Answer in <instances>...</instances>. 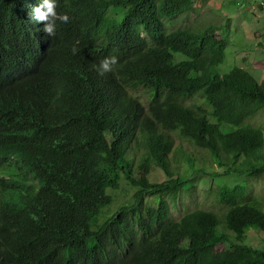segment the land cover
I'll return each instance as SVG.
<instances>
[{
  "label": "trees",
  "instance_id": "obj_1",
  "mask_svg": "<svg viewBox=\"0 0 264 264\" xmlns=\"http://www.w3.org/2000/svg\"><path fill=\"white\" fill-rule=\"evenodd\" d=\"M39 2L0 0V46L9 47L0 59L9 114L1 109L0 264H264V249L248 243L250 230L264 232L250 182L220 186L222 214H171L190 180L172 160L193 174L264 177V125L251 123L264 111V79L241 67L215 72L228 24L166 33V20L194 12L195 0H57L68 21L50 37L30 18ZM111 55L117 64L101 75L96 66ZM185 142L208 150L214 166ZM154 170L162 181H151ZM122 175L133 202L93 228ZM148 196L160 198L148 205Z\"/></svg>",
  "mask_w": 264,
  "mask_h": 264
},
{
  "label": "rangeland",
  "instance_id": "obj_2",
  "mask_svg": "<svg viewBox=\"0 0 264 264\" xmlns=\"http://www.w3.org/2000/svg\"><path fill=\"white\" fill-rule=\"evenodd\" d=\"M197 1L196 10L191 13L182 14L173 19L166 20L165 32L178 28L191 27L200 30L209 24L226 25L228 29L218 34L220 40L228 43L226 61L217 67L216 74L225 75L235 66L244 67L251 72L258 81L264 79V7L261 6L264 0H195ZM224 28V27H223ZM133 94L140 98L146 105L149 104L148 93L145 90L133 91ZM205 108L209 109L203 101H199ZM188 104V103H187ZM210 110V109H209ZM254 125H264V111L253 121ZM247 124V123H246ZM263 127V126H262ZM184 146L195 152L196 158L205 159L209 165L210 152L205 149L196 148L185 142ZM135 155L134 151L128 154V157ZM140 155L134 156V164L138 163ZM182 160V159H180ZM205 163V164H207ZM180 170L176 171L189 176L190 181L187 188H183L178 201L171 200L172 216L175 219L180 218L186 211L193 208H206L215 211H222L224 207L217 201L216 192L224 184L234 185L238 182H250L251 195L258 199L264 209V177L250 178L247 175L236 176V174L224 175L221 177L213 176L204 172L192 173L187 164L180 162ZM172 166L174 161L172 160ZM185 166V167H184ZM214 166V165H213ZM196 165L195 169H198ZM218 167H214L216 170ZM201 169V168H200ZM151 181L163 180V174L160 170H154L150 174ZM121 184L118 189H109L108 193L113 196L112 203L101 209L96 217L98 223L93 222V228L106 221L122 204L130 202L134 187L125 181L122 175ZM221 186V187H220ZM160 196H148L147 202L154 204ZM104 212V213H103ZM103 213V214H102ZM264 241V232L251 230L248 233V243L262 248ZM223 247V246H221Z\"/></svg>",
  "mask_w": 264,
  "mask_h": 264
},
{
  "label": "clouds",
  "instance_id": "obj_3",
  "mask_svg": "<svg viewBox=\"0 0 264 264\" xmlns=\"http://www.w3.org/2000/svg\"><path fill=\"white\" fill-rule=\"evenodd\" d=\"M261 6L262 7H264V3H262L261 4ZM30 18H31V20L33 21V22H35V23H40V22H44L43 23V31L48 35V36H50V37H53V36H55V34H56V29H57V22L59 21V22H61V23H66L67 21H68V15H67V13H58L57 12V0H40V2H39V4L37 5V6H35V7H33L32 9H31V12H30ZM226 29H228V26H227V28ZM225 28H224V30L222 29L220 32H224L225 30H226ZM219 32V33H220ZM218 33V34H219ZM219 39V38H218ZM220 40V39H219ZM42 41V40H41ZM221 41H225V40H221ZM227 46H228V43L226 42V49H227ZM8 48L9 47H7V48H5V49H3L1 46H0V59L1 60H6L7 59V51H8ZM73 51H75V49H73ZM117 64V57L115 56V55H111V56H107V57H105L104 59H102L101 61H100V63H99V65L98 66H96V68H97V71L101 74V75H103L104 73H107V72H110V71H112L113 70V66H115ZM235 67H241V66H235ZM241 68H243V69H245L244 67H241ZM246 70V69H245ZM248 71V70H247ZM251 73V72H250ZM1 109H3V108H1L0 107V112H1ZM4 110V109H3ZM5 111V110H4ZM6 112V111H5ZM7 113V112H6ZM8 114V113H7ZM9 115V114H8ZM3 123H4V120H3V118H2V116H1V113H0V134H1V130H2V125H3ZM129 158H132V157H129ZM140 158V157H139ZM138 162H139V160H138ZM181 161H176V162H174V170H175V172L178 174V173H180L182 176H184V178H186V177H189V176H186V175H183V173H181V172H177L176 171V168L178 167L177 165H179L180 166V163ZM182 162H184V161H182ZM185 163V162H184ZM138 164V163H137ZM137 164H134V165H137ZM2 167V166H1ZM0 167V168H1ZM185 167V166H184ZM186 167H189L188 165L186 166ZM179 168V167H178ZM181 168H179V170H180ZM209 174V173H208ZM212 175V174H211ZM190 178V177H189ZM125 181H127L126 179H125ZM160 181H162V180H160ZM190 181V180H189ZM121 182L122 181H120V184H121ZM128 182V181H127ZM130 186L133 188V186L130 184ZM230 186H232V185H230ZM120 187V186H119ZM118 187V188H119ZM118 188H116V189H118ZM135 188V187H134ZM185 188H187V186L185 187ZM109 189H111V188H109ZM108 189V190H109ZM112 189H115V188H112ZM115 189V190H116ZM108 190H107V192H108ZM183 190V189H182ZM181 190V191H182ZM134 192H135V189H134V191H133V194H132V199L134 198ZM218 192V191H217ZM217 192H216V194H217ZM181 193V192H180ZM109 194V193H108ZM111 195V194H110ZM112 196V195H111ZM180 196V195H179ZM178 199H179V197H178ZM217 199V198H216ZM112 201H113V196H112ZM157 201V200H156ZM156 201H154V204L156 203ZM178 201V200H177ZM218 201V200H217ZM131 202H133V200H131L130 202H128V203H125V204H122L121 206H123V205H126V204H130ZM175 202V201H174ZM112 203V202H111ZM147 204L148 205H154V204H149L148 202H147ZM221 204V203H220ZM223 207H224V209H225V205H223V204H221ZM120 206V207H121ZM170 206H171V200H170ZM119 207V208H120ZM193 209H195V208H193ZM193 209H191V210H193ZM204 209H206V208H204ZM224 209L222 210V211H217V212H219L220 214H222V212L224 211ZM209 210H211V209H209ZM190 211V210H189ZM215 211V210H214ZM186 212H188V211H186ZM185 212V213H186ZM104 213V212H103ZM102 213V214H103ZM184 213V214H185ZM171 214H172V211H171ZM183 214V215H184ZM173 217V216H172ZM99 221H97V223H98ZM253 230H257V229H253ZM252 230V231H253ZM251 231V230H250ZM249 231V232H250ZM257 231H260V230H257ZM261 233H262V231H260ZM249 245H251V244H249ZM264 245V244H263ZM252 247H254V248H257V247H255V246H253L252 245ZM258 249H264V246L262 247V248H258Z\"/></svg>",
  "mask_w": 264,
  "mask_h": 264
}]
</instances>
